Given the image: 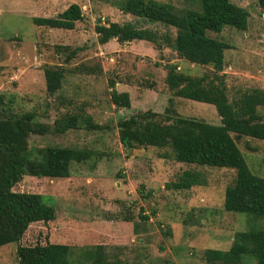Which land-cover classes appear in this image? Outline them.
Returning <instances> with one entry per match:
<instances>
[{"label":"rangeland","instance_id":"obj_1","mask_svg":"<svg viewBox=\"0 0 264 264\" xmlns=\"http://www.w3.org/2000/svg\"><path fill=\"white\" fill-rule=\"evenodd\" d=\"M124 1L0 0V119L30 112L33 122L48 126L47 133L27 137L29 158H39L38 150L45 147L92 153L89 159L70 164L68 178L23 176L12 191L41 195L59 219L98 221L97 234L103 236L106 232L108 240L103 243H109L102 252V264H206L201 257L204 249L225 251L236 233L252 227L264 229V219L222 210L225 189L234 179L233 170L175 162L168 147L128 149L118 143L117 123L127 118V113L149 110L163 114L168 107L171 92L163 84L164 65L171 64L177 72L193 77L214 74L210 66L178 60L170 48L174 30L120 12ZM150 1L166 6L177 16L187 10L200 12L199 0ZM229 1L248 13L246 30L224 26L220 33L207 35L230 47L223 51V68L217 75L231 100L250 89L264 93V10L257 7V0ZM70 4H77L83 15L73 30L49 32L32 23V18L53 17ZM98 22L129 24L151 31L156 34L155 45L144 41L117 43L111 39L109 44L113 47L101 54L93 31ZM56 45L68 48L60 50ZM76 47L83 50L65 63V56ZM150 48L153 60L135 55ZM137 62L140 68H136ZM57 65H63L65 71L61 88L48 95L41 69ZM101 65L105 67L102 78L94 75L86 81L85 74H79V78L73 75L78 74L76 70L99 69ZM107 80L135 82L129 89L130 109L110 104ZM172 101L175 114L167 123L180 117L219 124L209 104L180 98ZM256 111L264 115V107ZM69 115L77 116L76 128L55 133L59 119ZM89 124L96 128L88 127ZM230 136L250 173L264 178V141ZM183 173L196 184L186 190L166 188L181 180ZM138 214L148 220L140 221ZM124 218L137 223L141 233L123 246L118 222ZM32 241H37V236ZM83 249L70 248L69 264H91L85 261ZM14 251L15 244L0 246V264H17Z\"/></svg>","mask_w":264,"mask_h":264},{"label":"trees","instance_id":"obj_2","mask_svg":"<svg viewBox=\"0 0 264 264\" xmlns=\"http://www.w3.org/2000/svg\"><path fill=\"white\" fill-rule=\"evenodd\" d=\"M200 12L187 10L177 16L159 3L150 0H125L119 11L147 22L160 24L174 30L170 48L178 60L196 66H210L214 72L208 75L190 76L177 72L175 66L164 65L163 84L171 92L163 114L152 111H137L117 123V139L123 148L168 147L175 162L226 168L234 171V179L225 189L222 210L240 213L252 219H264V178L248 170L231 134L264 141V115L257 113L264 107V93L259 89L240 92L228 100L225 85L217 73L223 68V51L230 47L211 38L210 33H220L224 26L238 31L247 28L248 13L229 0H199ZM257 7L264 10V0H257ZM83 19L80 7L70 4L53 17L32 18L35 26L47 29L73 30ZM98 45L111 39L117 43L145 41L155 45L151 31L136 29L129 24L116 23L93 26ZM68 46L56 45V49ZM82 47L72 48L64 58L67 63ZM45 92L52 95L61 88L64 77L63 65L45 66L42 69ZM77 71V72H76ZM78 74L99 75L101 69L83 68ZM115 82L107 80L109 102L115 108H129V98L124 92L114 89ZM172 98H180L213 106L219 118L218 125L203 121L175 117L171 109ZM69 101V100H68ZM1 104V95H0ZM30 112L19 117L0 119V246L15 244L17 264H69L70 248L85 247V261L102 264V252L109 243L107 233L97 234L98 221L85 223L73 219H59L53 209L46 205L41 195L14 192L12 188L23 176L47 179L69 177L72 162L89 159L92 153L64 147H45L38 150L39 158H29L26 139L29 135H43L48 126L33 122ZM55 133L75 129L76 115L59 119ZM88 127L96 128L89 124ZM189 180V181H188ZM186 173L176 183L166 185L173 190H186L195 185ZM140 221L147 219L138 214ZM122 245L129 238L140 234V226L124 218L118 222ZM107 229V228H106ZM37 236V241L32 239ZM24 240L31 241L27 245ZM100 240V241H99ZM206 264H264V229L252 227L234 235L227 250L204 249L201 253Z\"/></svg>","mask_w":264,"mask_h":264},{"label":"crops","instance_id":"obj_3","mask_svg":"<svg viewBox=\"0 0 264 264\" xmlns=\"http://www.w3.org/2000/svg\"><path fill=\"white\" fill-rule=\"evenodd\" d=\"M47 30H49V32H50V30H53V29H47ZM54 30H56V29H54ZM71 31V30H70ZM49 34V33H48ZM132 42V41H131ZM145 42V41H144ZM127 43H130V42H127ZM113 47V45H110L109 44V41L108 42H106L105 44H103V45H97V47H96V49L97 50H99V52L102 54V50L103 51H105V50H108V49H111ZM152 49L150 48V49H148L147 50V52H145L144 51V53H133V51H131L130 53L131 54H135L136 56H146L148 59H149V61L150 60H153L152 59V56H151V53H152ZM151 52V53H150ZM160 67H163V65L162 66H160ZM136 68H140V62L138 63H136ZM100 69H101V73H99V78H102V76L104 75V73H105V67H103L102 65H101V67H100ZM150 70V69H149ZM39 72H40V70H39ZM73 75H76L75 77H77L78 76V78L81 76V75H79V74H73ZM41 76H42V72H41ZM85 76V80L87 81V80H91V78H94V75H91V74H88V75H84ZM43 78V77H42ZM130 81H132V80H130ZM134 85H135V82L133 83ZM133 84H130L129 82L127 83V82H120V81H116L115 82V85H114V89L117 91V92H124V93H126L127 95H128V98H129V108L128 109H130L131 108V97H130V93H129V89L131 88V87H133L132 85ZM137 111V110H136ZM133 112L131 111L130 112V114H132ZM129 113H127V116H129L130 115ZM132 237H134V236H131L130 238H132ZM129 238V239H130Z\"/></svg>","mask_w":264,"mask_h":264}]
</instances>
